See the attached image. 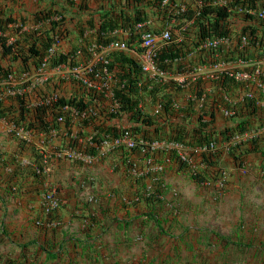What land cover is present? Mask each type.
<instances>
[{
    "label": "crops",
    "instance_id": "1",
    "mask_svg": "<svg viewBox=\"0 0 264 264\" xmlns=\"http://www.w3.org/2000/svg\"><path fill=\"white\" fill-rule=\"evenodd\" d=\"M52 1L0 0V11L17 26L34 21ZM40 137L20 142L0 119V264H264V182L251 175L260 171L259 155L245 157V174L228 167L226 191L216 200L213 189L173 172L167 148L157 151L171 174L152 182L126 174L124 154L109 155L105 168L79 171L72 159L50 151L60 150L66 132L46 135L44 146ZM40 152L47 172L37 178L19 171L29 166L24 160L35 164ZM112 163L118 173L108 169ZM51 186L61 205L46 212L44 194ZM156 187L160 199L148 202L143 192Z\"/></svg>",
    "mask_w": 264,
    "mask_h": 264
},
{
    "label": "trees",
    "instance_id": "2",
    "mask_svg": "<svg viewBox=\"0 0 264 264\" xmlns=\"http://www.w3.org/2000/svg\"><path fill=\"white\" fill-rule=\"evenodd\" d=\"M58 1L60 0L52 1L49 7L41 8L33 15L35 23L47 22V25L45 23L39 28L23 32L11 42H7L6 36H0V92L4 94L0 99V117L11 121L17 128L49 135L52 129L60 130L56 121L57 117L67 116L64 127L68 139H62L61 145L91 156L97 153L96 145L100 139L119 134L122 128L116 123L117 121H114V118L122 117L132 122L131 129L140 133L147 143L156 140L176 142L185 147H198L214 141L216 143L214 150L201 153L202 158L206 160V166H208L206 169L211 168L212 170L217 166L220 167V160L224 155L231 160L233 165L241 166L245 157L253 153L259 155L261 161L259 169L264 171V135L262 133H257L251 138L239 140L236 143H230L226 151L222 148V143L229 144L234 136L252 130L264 129V93L258 92L256 99L250 97L247 92L250 88L248 87L249 83L235 81L227 75H222L219 81L226 87V90H232L235 87L244 90V92L241 94L242 98L234 105L235 115L229 119V122L221 125L216 117V105L222 100L218 93H210L208 95L209 104L206 107L202 105L199 109H196L195 100L190 99L173 105L177 100L178 92H182L186 88L174 87L171 82L162 83L149 78L143 74L137 60L123 51L113 52L106 58L105 64L99 61L93 67L94 72L101 74L102 79L99 82L104 84L103 88L108 81L111 83L113 98L119 103L118 112L106 113L103 114V117H100V112H97L79 119L77 133L84 138L85 143L71 138L69 134L75 123L68 112L63 110V107L68 105L67 107H73L82 112L88 105H91L92 100H95L94 96L88 93L80 98L61 95L53 101L46 102L44 99L52 92L46 83L29 88L33 80L23 79L14 85L10 81V75L19 77L22 72L28 76L32 74L40 65L48 49L58 41L66 39L69 32L74 33V30L80 36L85 30L91 29L86 43L95 42L99 45H106L115 38L114 35L109 34L110 30L127 29L125 40L134 46L138 44L142 33L141 30L135 32L134 26L137 22L148 19L162 20L166 15L169 18L170 14L175 15L178 19L190 18L194 15V10L187 7L184 14H177L173 10L165 11L164 15L160 11V0H82L77 3L74 0H63L59 6ZM202 2V8L195 18L196 27H193V36L186 30L183 33L184 39L180 42L168 41L157 51L158 67L161 70L183 73L191 70L197 64H210L219 60L229 61L233 57L232 55L237 53V44H234L233 52H231L232 46H220L208 50L209 57L205 59L201 52L196 51V44L205 37L233 36L234 41L239 40L238 32L233 31L234 27L227 20V12L223 8L214 7L213 0H202ZM253 2L256 6H264V0H233V3L239 6ZM213 13L215 15H212ZM12 21L13 18L10 15L0 11V31L2 33H5L7 24ZM246 26L251 41H256L254 44H257V54H260V51L264 52V20H255L253 24ZM145 28L146 30H158L154 24H146ZM245 51L249 53L251 50L246 47L240 53L244 54ZM87 55L88 52L83 51V58H77L74 56L73 50L58 51L51 56L48 68L63 63L74 66L84 60ZM104 66L107 69V74L103 73ZM90 75L93 78V74ZM257 79L264 82V70L260 71ZM189 83L191 84L187 85V91L196 90L199 94L206 81L197 79ZM211 84L215 86L219 85V82L212 81ZM14 89H18L20 92L12 94L10 91ZM103 94V92L97 94V99L102 98ZM145 97L147 103L151 105L157 102L162 105L159 116L142 109ZM33 102L35 104H32ZM33 156L35 164H40L43 155L34 153ZM169 156L172 161L177 163V171H189V166L178 159L176 152H169ZM17 168L19 171L25 170L31 176L37 178L41 176L33 171V166L20 165ZM224 170L226 169L224 168ZM191 176L197 180L203 179L201 174H191ZM145 193L144 199L148 202H154L156 198L160 199L157 187L153 188L151 192L146 191ZM151 214L154 215L153 211Z\"/></svg>",
    "mask_w": 264,
    "mask_h": 264
},
{
    "label": "built area",
    "instance_id": "3",
    "mask_svg": "<svg viewBox=\"0 0 264 264\" xmlns=\"http://www.w3.org/2000/svg\"><path fill=\"white\" fill-rule=\"evenodd\" d=\"M203 5L202 0H160L159 6L161 8V13L165 15L166 12L175 11L178 13L186 12L187 7H191L194 10V15L190 18H180L178 19L175 15L168 18V15L165 16L162 20H155L156 23L151 19L147 21H141L135 24L134 28L136 30L140 29L142 33L139 37V43L135 50H132V54L135 58H137L138 63L140 64L141 70L143 73L149 78L154 79L158 82L170 83L172 86H181L187 87L189 82H194L197 79H202L205 81H218L219 85L216 84L215 88L218 94L222 97V100L216 105V109L218 114H220L224 118H231L235 115V104L240 98H242V89L235 88L233 89V93L230 94V90H226L222 84H220V77L222 75H227L233 78L235 81L247 82L248 87V95L250 97H254L256 99V93L254 92L257 89L262 94L264 93V82L257 79V75L260 71L264 70V52L260 51V54H257L256 41H251V36L249 35L248 28L246 25H251L255 20H264V6H256L254 2L252 4L245 3L243 5H235L233 0H213L212 5L217 8H223L227 12V20L234 27L233 31L238 32V41H234V37H205L204 39L198 41L195 46L197 52H201L204 56V59L209 57L208 50L219 48L220 46L230 47L232 46L231 52H233L234 44H237L238 49L237 53H234L229 61H214L210 64H197L191 70L183 72V73H172L169 71L161 70L158 67V60L156 57L157 51H159L164 44L168 41L180 42L183 38V33L188 30L189 34L193 36L194 28L196 27L195 18L199 14ZM212 15H215L214 13ZM33 20V18H32ZM254 20V21H253ZM253 21V22H252ZM12 22L7 24V29L5 33L0 31V36H6L7 42H11L14 40L17 35H20L23 32H29L36 25L37 28L43 26L47 22H37L31 21L27 19V22L19 25H12ZM146 24H154L158 27V30H146ZM45 25V26H46ZM24 26H27L26 28ZM246 27V28H245ZM120 31V29H114L111 31L112 34H116ZM233 32V33H234ZM62 40L58 41V43L53 44L47 51V54L43 57L40 62V65L36 67L33 73L28 76V74L23 73V78L33 80V82L29 85L31 88L34 85L44 84L49 81V79L55 74L58 75L59 78L63 80H69L77 82V85L85 88L86 90L96 89L102 90L101 85L98 81H100L101 74L98 72H94L93 70V62L99 61L103 58L104 54L109 50L116 49H128L127 45L120 41H112L108 46L99 45L97 43H91L86 46V51L88 55L91 57V62L81 65L70 66L68 64H59L52 69H48V63L52 55H54L58 50V44ZM252 43V44H251ZM246 47H249L251 51L247 53L245 51L244 54H241L240 51L245 50ZM230 52V53H231ZM83 53L82 47L76 48L75 56H80ZM229 53V54H230ZM236 58V59H235ZM103 73L107 74V69L103 67ZM90 74H93V78L88 77ZM60 75V76H59ZM22 78V76H21ZM11 80V78H10ZM212 87L205 85L204 88L198 94L197 91L191 92L189 94V98H196L199 103H204L207 100V96L210 94ZM105 96L112 100L110 108L108 110L115 112L118 106L117 101L113 98L112 89L109 86L107 92H105ZM1 98V95H0ZM57 98L56 93H51L44 100L46 102L53 101ZM143 104L147 103V98H144ZM146 101V102H145ZM145 102V103H144ZM208 102V100H207ZM206 102V103H207ZM177 102H174L173 105H176ZM140 105H142L140 103ZM143 107V106H142ZM63 110H66L75 122L77 119L85 118L93 113V110L90 108H86L84 111L79 112L77 109L73 107L64 106ZM162 110V105L157 102L152 104L149 112L151 114H156L159 116ZM58 124L64 125V116L60 115L57 117ZM11 129L19 136L20 139L24 141H28L31 136H41V146H44L45 133H32L29 130L24 128H17L12 124ZM79 129V127H78ZM63 132V128L52 129L49 134L55 136L59 132ZM77 130H72L69 136L78 142H83L84 138L80 137L77 133ZM257 133H262L264 135V129L262 130H252L250 132H245L244 134L234 136L231 139L232 143H236L239 140H245L253 137ZM230 143V142H229ZM98 149V154L103 155L108 151L113 149H122L126 151H131L134 148H139L141 151H147L148 149L154 151L159 150L162 147L167 148L169 151L173 150L176 152L178 159L181 162H184L189 166V172L191 174L197 175L204 170L205 163L196 164L194 161L193 155H199L201 153H205L208 150H214L216 148V143L214 141H210L208 144H204L198 147H185L182 144L176 142H160V141H152L147 143L143 136L139 133H135L131 129L122 127V130L119 131L117 136H106L101 139L99 144L96 145ZM51 152L65 154L70 158H82L85 161H90L92 157L88 155H84L82 153H78L72 149H62L58 150L51 149ZM43 160L41 165H32L33 169L36 173H44L47 172V160L43 152ZM23 164H30L29 161L24 160ZM204 168V169H203ZM213 176L215 178V187L220 189L223 185V182L226 178V171L220 167L214 169ZM44 200L46 202V212L54 211L59 205L60 200L56 194V188L50 187L47 192L44 194Z\"/></svg>",
    "mask_w": 264,
    "mask_h": 264
},
{
    "label": "clouds",
    "instance_id": "4",
    "mask_svg": "<svg viewBox=\"0 0 264 264\" xmlns=\"http://www.w3.org/2000/svg\"><path fill=\"white\" fill-rule=\"evenodd\" d=\"M82 2V1H81ZM157 20V19H156ZM153 22H155V19H153L152 20ZM138 23V22H137ZM115 29H120V31L118 32V33H116V34H112L111 33V31L112 30H114V29H112V30H110L109 31V34H111V35H114L115 36V38L112 40V41H116V40H120V41H122V42H124L126 45H127V47H128V49H116V48H113V49H111V50H109L107 53H105L104 54V56H103V58L101 59V60H99V61H102L104 64L106 63V58L109 56V55H111L113 52H116V51H123V52H125L128 56H130V57H132V58H134L135 60H137V58H135L134 56H133V54L131 53L132 52V50H135L136 49V47L138 46V44H135L134 46H131L130 44H128L127 42H126V40H125V37H126V30L127 29H122V28H115ZM138 30H140V29H138ZM138 30H136L135 29V32H138ZM90 32H91V29H87V30H85L84 32H83V34L82 35H78L77 34V32H76V30H74V33L73 32H69V35H68V37L66 38V39H63L59 44H58V50H57V52L58 51H63V52H66V51H68V50H73L74 51V56H75V51H76V48H78V46L79 47H82V50L83 51H85L86 52V46H88V44H91V43H95V42H90V43H86V39H87V37H88V35L90 34ZM21 35V34H20ZM17 36H19V35H17ZM74 38H76L77 39V42H76V44H72L70 41L72 40V39H74ZM112 41H110L108 44H106L105 46H108ZM138 43H139V41H138ZM60 46H62V47H64V46H66V48H67V50H62L61 48H60ZM71 46V47H70ZM70 47V48H69ZM75 57H77V58H83V56H82V54L80 55V56H75ZM99 61H96V62H93V67H94V65H96V63H98ZM89 62H91V57H90V55H87V57L84 59V60H82V61H80L78 64H81V65H84V64H87V63H89ZM137 62H138V60H137ZM77 64V65H78ZM104 68H106L105 66H104ZM48 69H52V68H48ZM23 73H25V72H22V73H20V75H19V77L18 76H14V75H10V78H11V82L14 84V85H16L17 83H19L21 80H23V79H26V77H24L23 78ZM144 74V73H143ZM31 75V74H30ZM29 75V76H30ZM14 76V77H13ZM21 76H22V78H21ZM18 77V78H17ZM58 77V75L55 77V76H52L50 79H49V81H47V82H45L46 84H47V86H49V88H51L52 89V92L51 93H56L57 94V97H59V96H61V95H65V96H75V97H78V98H80L82 95H85L86 93H88V94H90L91 96H94V98H95V100H92V103H91V105H88L87 106V108H90V109H92L93 110V113H91V114H94V113H97V112H100V114H99V116L100 117H103V114H106V113H116V112H118V110H119V103H118V106H117V108H116V111L115 112H112V111H110V110H108L109 108H110V105H111V103H112V100L110 99V98H108V97H106L105 96V92H107V90H108V87L110 86L111 87V89H112V85H111V83L108 81V83L105 85V88H103V83H100L99 81V84L101 85V88H102V90H97V92H94V90H96V89H90V90H86L85 88H83V87H81L80 85H77V82H75V81H72V83H71V79H69V80H63V79H61V78H59V80H58V84H61V83H63L62 85H70V87L69 88H64V89H62V90H60L59 91V89L57 88V87H55L54 85H55V79ZM88 77H91V75L89 76L88 75ZM205 81V80H204ZM211 80H208V81H206V83H205V85H208V86H210V87H212V90H211V92L210 93H212V92H216V93H218L217 92V90L216 89H214L215 88V86L214 85H212L211 84ZM216 82V81H215ZM250 87H252L251 85H250ZM184 88H186V87H184ZM183 87H182V89H184ZM12 94H14V93H16V92H20V91H18V89H14V90H12V91H10ZM93 92H94V94H93ZM100 92H103L104 94H103V97L102 98H100V99H97V97H96V95L97 94H99ZM191 92H195V91H191ZM230 93L232 92L233 93V89L232 90H230L229 91ZM254 92L257 94L259 91L257 90V89H255L254 90ZM50 93V94H51ZM49 94V95H50ZM0 95H1V98H2V95H4V94H2V92H0ZM212 96V95H211ZM178 96H176V98H177ZM208 97V96H207ZM0 98V99H1ZM210 98V97H209ZM190 100H195V104H196V109H199L202 105H205L204 107H206V105H208L209 104V102H210V100L207 98V100H208V102H207V100H206V102H204V103H199L198 101H197V99L196 98H192V96H191V98H189ZM187 100V99H186ZM185 100V101H186ZM32 101V100H31ZM175 101H177V102H179L178 101V98H177V100H175ZM238 102V101H237ZM180 103V102H179ZM32 104H35L34 102L32 103ZM145 105H147V106H145ZM66 106H68V105H66ZM150 107H151V104L150 103H146V104H143V107H142V109L143 110H147V111H149L150 110ZM65 117H67V116H64V121H65ZM216 117L218 118V120L221 118V119H224V120H229L230 118H224V117H222L220 114H218V112H217V114H216ZM68 118V117H67ZM0 119H2V120H4V121H6L7 122V126L9 127V129L11 128V126H12V122L11 121H8V120H6L4 117H0ZM114 121H117L116 123H118V122H122V123H124V125H120L121 126V128L122 127H125V128H128V129H131V125H132V122L130 121H128V120H126L125 118H114ZM127 121V122H126ZM75 124H74V128L72 129V130H79L78 129V127H79V119H77V120H75V122H74ZM64 124H65V122H64ZM13 125H15V124H13ZM16 126V125H15ZM59 126H60V128H63V130H64V132H66L65 131V127H64V125H60L59 124ZM132 130V129H131ZM133 131V130H132ZM135 132V131H134ZM11 133H12V135H13V137H15V138H18L19 140H20V142H26V141H24V140H22V139H20L19 138V136L18 135H16V133L11 129ZM135 133H137V132H135ZM140 134V133H139ZM35 135H37V134H35ZM46 135H48V134H45V136ZM49 136H53L52 134H49ZM106 137V136H105ZM104 138V137H103ZM45 141H47V139L45 138ZM101 141V139L99 140V142ZM154 141H156V140H154ZM99 142H98V144H99ZM160 142H163V141H160ZM230 143H232L231 142V140L229 141ZM80 143H85L84 141L83 142H80ZM230 143L228 144V143H222V148L224 149V151H226L227 150V146L228 145H230ZM59 146H57V148H58ZM192 147H194V146H192ZM195 147H197V146H195ZM97 148V147H96ZM51 149H53L52 147L50 148V151H52ZM62 149H71V148H65V147H63V146H60V150H62ZM72 150H74V149H72ZM134 150H138V151H141L139 148L137 149V148H134ZM149 150V149H148ZM148 150L147 151H145V152H148ZM74 151H76V150H74ZM154 151H157V150H154ZM173 150H171V151H169V152H172ZM76 152H78V153H82V152H80V151H76ZM111 152V154H118V153H121V155H123L124 154V160H125V162H127V163H130V160H131V158H128V155L129 154H125V153H131V151H126V150H122V149H113V150H111V151H108L107 153H104L103 155H99L98 154V149H97V153L95 154V155H93V156H91V155H88V156H90V157H92V159H94V160H98L97 158H100V157H103V156H105V155H107L108 153H110ZM143 152V151H142ZM152 152V151H151ZM41 154V153H40ZM82 154H84V153H82ZM43 155V154H42ZM84 155H87V154H84ZM108 155H110V154H108ZM63 156H65L66 158H68V159H72V161H76V160H78V159H80V160H82V161H85V160H83L82 158H79V157H77V158H70L69 156H67V155H65V154H63ZM223 158V157H222ZM222 158H221V160H222ZM91 159V160H92ZM42 160H43V157H42V159H41V162H40V164H38V165H41V163H42ZM90 160V161H91ZM220 160V161H221ZM172 161V160H171ZM174 162V161H173ZM175 164H176V166H177V163L176 162H174ZM203 163H205V165H207V163H206V160L204 159V161L201 163V164H203ZM244 163H245V160H244V162H243V164L241 165V166H236V167H242V166H244ZM26 165H29V166H32V165H34V164H26ZM35 165H37V164H35ZM219 166H220V168H222V169H224V167L221 165V163L219 164ZM208 166H205L203 169L204 170H201V172L200 173H198V174H201V176H203V179L202 180H197V179H194V178H192V176H191V173L189 172V171H185V172H181V173H185V174H187V176L190 178V179H192L193 181H195L196 183H198V184H201V185H204L205 187H209L210 189H214L217 193H219V191L220 190H222V189H225V187H226V185H227V182H228V178H229V176H228V172L226 171V178H225V180H224V182H223V185H222V187L220 188V189H218V188H216L214 185H215V178H216V176H213V174H214V169L215 168H218V166L217 167H215V168H213L212 170H211V168L210 169H206ZM177 170V169H176ZM242 171H243V169H241ZM34 172H35V170H33ZM37 174H39V173H37ZM41 174H43V173H41ZM40 174V175H41ZM259 174L261 175V177L262 178H264V171H259ZM230 175V174H229ZM90 178H87V180H89ZM51 187H53V186H51ZM55 187V186H54ZM56 188V187H55ZM213 190V191H214ZM56 191H57V188H56ZM146 191H149V192H151L152 190H146ZM146 191H144L143 192V195L144 194H146L145 192ZM212 191V192H213ZM214 191V192H215ZM158 196H161V194L159 193V195ZM217 196H215V198H216ZM60 205H61V201H60ZM59 205V206H60ZM58 206V207H59ZM57 207V208H58ZM56 208V209H57ZM55 209V210H56ZM51 212H53V211H51Z\"/></svg>",
    "mask_w": 264,
    "mask_h": 264
},
{
    "label": "rangeland",
    "instance_id": "5",
    "mask_svg": "<svg viewBox=\"0 0 264 264\" xmlns=\"http://www.w3.org/2000/svg\"><path fill=\"white\" fill-rule=\"evenodd\" d=\"M63 2V1H58V6L59 4ZM24 3V2H23ZM6 62V61H3ZM55 77L57 76L56 74L54 75ZM60 76V75H59ZM14 77V76H13ZM58 80L59 77H57L55 79V87H57L60 90L64 89V88H69L70 85H62L58 84ZM191 83H189L188 85H190ZM188 86L186 87V90H183L182 92H178V97L179 98V102L183 103L185 102L186 99H189V94H191V91H187ZM177 102V101H176ZM178 103V102H177ZM152 150H148V152H142V151H138V150H131V153H125V154H129L128 158H131L130 163L125 162V173L130 175L131 178H133V180H147V178H150L152 180V182H156L159 181L160 179H163L162 177L159 176V174L165 178L166 176H170L171 172L169 171V164L167 161V158L164 159L163 156L160 154V151H152ZM111 155V152L108 153ZM105 155L103 157L97 158L98 160H94L92 159L91 161H82L80 159L74 161L73 163H75V165H78V169L79 171H84L86 172V170H93V168H105V166H101L102 164H104L105 162H107L108 157H110L109 155ZM121 155V153H118ZM222 156V155H221ZM194 161L196 162V164H201L204 159L202 158V154L199 155H193ZM246 160V158H245ZM101 162V164H100ZM116 162V161H115ZM122 165V163H121ZM221 165L226 169V171H229V168L232 166L233 167V163L231 162V160L224 155L222 160H221ZM246 163L244 164V166L240 167V169H243L242 174L247 173L248 168L246 170ZM229 167V168H228ZM120 166L118 165V163H116L115 165L109 164L108 169H111L112 174L118 173ZM238 168V167H236ZM167 171H166V170ZM128 170V171H127ZM177 170L173 171L176 172ZM254 173L252 172V176H256L258 181L261 179L264 182V178L261 177V175L259 174L258 171L253 170ZM111 176V173H109ZM248 175V174H247ZM189 176V175H188ZM229 176V174H228ZM189 178V177H188ZM205 189H208L207 187H205L204 185H202ZM227 186V185H226ZM253 189V188H252ZM214 190V189H213ZM254 190V189H253ZM215 191V190H214ZM226 191L225 189H222L219 191V193H216L217 197L215 198L216 200H218L221 195ZM173 193V191H172ZM213 195V194H212ZM215 196V195H213ZM262 197H264V195H262ZM255 206V205H253ZM257 207H259V203H257ZM255 207V208H257ZM260 207L261 209H263L264 207V202L260 203Z\"/></svg>",
    "mask_w": 264,
    "mask_h": 264
}]
</instances>
